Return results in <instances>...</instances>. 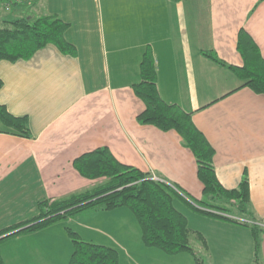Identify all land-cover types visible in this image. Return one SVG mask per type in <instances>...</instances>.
<instances>
[{"label": "crops", "instance_id": "obj_1", "mask_svg": "<svg viewBox=\"0 0 264 264\" xmlns=\"http://www.w3.org/2000/svg\"><path fill=\"white\" fill-rule=\"evenodd\" d=\"M45 16L68 24L65 39L76 54L50 45L29 60L0 62V105L15 117L27 118L30 129L28 138L0 133V231L38 217L41 202L83 193L103 182L83 178L74 167L78 157L99 148L177 188L183 195L177 199L187 207L199 204L203 186L181 136L138 120L145 104L134 86L149 50L160 96L192 114L215 150L221 185L236 189L247 174L252 216L218 213L210 221L243 236L246 255L255 257L251 227L264 228V96L243 88L232 71L204 53L242 66L237 42L246 31L264 57V0H25L0 6V25ZM176 208L186 214L180 204ZM96 217L106 219L107 231L121 242H131V229L139 234L131 212L119 208L89 211L74 220L84 239L101 235L105 243L100 245L121 249L104 229L82 223ZM64 233L63 224L56 223L10 237L0 243V250L6 264H56L50 255L54 260L58 256ZM260 239L258 261L264 264V233ZM68 260L66 256L63 264Z\"/></svg>", "mask_w": 264, "mask_h": 264}, {"label": "trees", "instance_id": "obj_2", "mask_svg": "<svg viewBox=\"0 0 264 264\" xmlns=\"http://www.w3.org/2000/svg\"><path fill=\"white\" fill-rule=\"evenodd\" d=\"M2 5L10 7L19 4L12 0H0ZM68 27L57 16H45L33 22L27 19L4 22L0 25V62L29 60L50 45L63 54L74 56L75 47L65 39ZM237 50L243 59L240 67L228 65L213 54L204 55L232 71L242 82L243 88L264 96V57L246 31L240 32ZM140 75L141 80L134 86V90L144 102L145 109L138 120L164 132L175 131L181 136L185 146L194 155L197 176L203 186L204 200L199 201V205L208 210V215L215 217L219 216L216 213L228 215L232 208L240 215L252 216L249 210L250 184L247 174L243 175L236 189L227 190L221 185L214 165L215 150L195 126L192 114L179 105L165 102L160 96L155 61L149 50L143 56ZM2 87L0 79V90ZM0 127V133L30 137L27 118L11 115L2 105ZM74 167L83 178L104 181L89 191L41 202L39 216L0 231V243L22 233L41 231L69 219L76 220L77 215L85 211L109 212L128 208L137 219L142 241L147 248L160 249L171 256L190 253L196 264H203V259L191 247V238L197 234L196 237L205 246L206 241L200 233L189 227L187 217L176 208L174 198L179 197V190L164 182L154 181L149 174L135 167L120 163L108 148H99L81 155L74 161ZM251 228L258 261L260 237L264 228ZM65 229L73 244V254L68 264H120V255L115 248L87 242L72 228L66 226ZM0 264H6L1 250Z\"/></svg>", "mask_w": 264, "mask_h": 264}, {"label": "rangeland", "instance_id": "obj_3", "mask_svg": "<svg viewBox=\"0 0 264 264\" xmlns=\"http://www.w3.org/2000/svg\"><path fill=\"white\" fill-rule=\"evenodd\" d=\"M14 18H15L14 16L11 17V19H14ZM154 181L161 182L159 180H154ZM172 187L175 188L174 186ZM175 189L178 191L177 188ZM178 192H179V197H183L181 192L180 191ZM185 200L189 202L187 198ZM199 200L200 201L204 200V197L198 198V201ZM174 202L176 203V206L180 204L182 209L186 211V214L184 213L183 214L188 219L189 227L193 231L201 233V235L204 238H206L207 246H205L203 242L200 241L196 237L197 234L193 235L191 238V247L195 250V252L198 253V256L203 259V264H231L234 260H236L235 264H260V261H257L256 256L252 257V256L246 255V248H244V245L246 247V242L244 241L243 236L241 235L237 236V233L235 234V232H233L232 229H231V233H232L231 234L228 230L227 231L222 230L219 227L220 225L213 226L210 220L215 221L214 219H211V218H216V217L214 215H208L206 213L199 212L195 210V208L199 210H205V211H208V210L201 207L199 204L198 205L195 204V207L193 206L187 207V205L183 204L177 198H174ZM126 209L129 210L128 208ZM230 210L231 212L228 214L229 217L237 218L238 216V218H241V215L237 211H235L234 208ZM86 212L88 211L78 214L77 218H79V216L83 215ZM131 214L132 216H134L132 212ZM134 218L137 223V230H139V234L136 233V230L133 233L131 229L132 235H131V239L129 240V242L130 241L131 242L128 244L125 242H121V238L119 236L113 237L112 236L113 233L107 231L106 227L109 223H107L108 221L106 219L104 220L98 219L97 217L89 218V219L84 220L82 223L87 226L94 227V228L104 229L105 230L104 233H107V234L109 233L108 235L113 237L112 239L116 243V245H121L120 250L116 249L120 255V264H196L194 257L190 253H182V254L171 256L161 251L160 249L147 248L142 241L141 228L135 216ZM238 221L239 222H236V223L244 227V224L242 223V221L244 220L238 219ZM123 223H126V225L129 226V224L125 220L122 222V224ZM61 224H63L64 230H65V233L63 234V236H65V243L62 240L61 242L58 241V245H57L58 256L55 257V260L53 258V255L52 254L50 255V260L52 262H55L56 264H63L62 261H64V258L67 256L69 257V259H71L70 257L73 254V244H72L70 237L67 234L65 227L66 226L70 227L75 232H77V230L79 229L77 228V225L75 224L73 219L72 220L69 219L68 221L61 222ZM199 229L202 230L203 232H200ZM233 234H235V236H233ZM81 237L84 239L83 236ZM84 240L87 242H92V243L99 244V245L102 243H105L103 242L104 239L101 237V235H96V234L94 235L90 234V236H88V238ZM109 245L115 247L114 244L110 243ZM32 263L42 264L43 262L41 263L32 262Z\"/></svg>", "mask_w": 264, "mask_h": 264}, {"label": "built area", "instance_id": "obj_4", "mask_svg": "<svg viewBox=\"0 0 264 264\" xmlns=\"http://www.w3.org/2000/svg\"><path fill=\"white\" fill-rule=\"evenodd\" d=\"M25 0H12L13 3H17V4H20V3H23Z\"/></svg>", "mask_w": 264, "mask_h": 264}]
</instances>
